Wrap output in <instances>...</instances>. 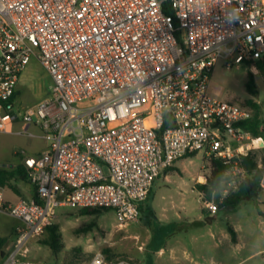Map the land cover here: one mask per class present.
I'll list each match as a JSON object with an SVG mask.
<instances>
[{
  "label": "built area",
  "instance_id": "2783aa9c",
  "mask_svg": "<svg viewBox=\"0 0 264 264\" xmlns=\"http://www.w3.org/2000/svg\"><path fill=\"white\" fill-rule=\"evenodd\" d=\"M34 58L51 77L50 94L18 108ZM221 61L252 71L264 61V0H0V132L21 120L25 135L34 127L48 142L22 158L32 199L12 201L0 185V215L22 223L0 264H53L30 259L25 246L60 208L135 222L162 172L193 154L231 166L228 178L244 172L240 159L264 140L239 129L250 108L210 94ZM85 264L136 263L97 253Z\"/></svg>",
  "mask_w": 264,
  "mask_h": 264
},
{
  "label": "rangeland",
  "instance_id": "374dc122",
  "mask_svg": "<svg viewBox=\"0 0 264 264\" xmlns=\"http://www.w3.org/2000/svg\"><path fill=\"white\" fill-rule=\"evenodd\" d=\"M249 73L255 75L257 95L246 89ZM51 84L47 70L38 59H32L18 83V108L28 109L45 100ZM209 91L218 99L239 104L254 100L264 107V72L258 68L252 71L249 65L228 68L221 61L214 70ZM24 129L23 122L17 120L8 124L7 131L0 132V169H12L22 164L23 156L38 155L47 148L48 142L37 128L30 129L34 137L25 135ZM253 156L264 169V151ZM209 160L204 152H199L164 170L142 204L139 218L124 227L118 226L113 210L82 215L80 210L60 208L55 223L61 234L58 252L42 244L47 238L45 233L26 244L28 257L53 264H85L97 253L106 262L123 258L136 264H210L212 260L223 264H264V188L235 208L212 213L196 189L210 175ZM230 177L243 181L249 174L237 171ZM15 182L29 199L33 187L21 179ZM225 188L229 194L236 190L224 184ZM6 197L18 199L8 188ZM21 225L14 217L0 215V236L7 239L5 250L13 246L14 230ZM229 227L237 232V243L233 242Z\"/></svg>",
  "mask_w": 264,
  "mask_h": 264
},
{
  "label": "trees",
  "instance_id": "16d2710c",
  "mask_svg": "<svg viewBox=\"0 0 264 264\" xmlns=\"http://www.w3.org/2000/svg\"><path fill=\"white\" fill-rule=\"evenodd\" d=\"M171 14V11H167ZM257 67L261 72H264V61L257 63ZM246 89L252 95H257V84L255 75L249 73ZM19 91L16 97L19 96ZM243 106L250 108L253 112V119L239 125V129L250 132L255 137H261L264 140V107L255 102L248 100ZM264 151V145L263 149ZM195 155V154H193ZM192 156V155H191ZM239 167L249 174L237 189L230 193L227 197H223V187L225 181L228 179V173L231 166L225 164L223 161L211 158L209 160L210 175L207 176L204 183L198 184L196 189L201 194V199L205 204L214 203L217 205L218 210L226 209L228 207H237L245 200L254 198L264 188V169L260 168L259 163L253 155L243 157L239 161ZM17 179L28 182L25 169L22 164L12 169H0V185L11 189L19 197H23L19 187L15 184ZM97 209H83L80 210L82 215H90ZM201 224L197 222V225ZM229 232L233 241L236 240V234L233 228L229 227ZM47 233V238L42 241V244L49 246L54 253H57L61 244V234L59 227L56 224L50 225L46 228L43 234ZM42 234V235H43ZM7 239H0V255H5V246Z\"/></svg>",
  "mask_w": 264,
  "mask_h": 264
},
{
  "label": "crops",
  "instance_id": "0c3cea01",
  "mask_svg": "<svg viewBox=\"0 0 264 264\" xmlns=\"http://www.w3.org/2000/svg\"><path fill=\"white\" fill-rule=\"evenodd\" d=\"M35 155V154H34ZM28 185H30L29 183H28ZM31 186V185H30ZM20 189V191H21V193L24 195L25 194V197L23 196V197H19L18 195H16L15 193V195L17 196V198L18 199H27V197H26V193H25V191H24V189L23 188H19ZM34 197V191H33V194L31 195V197L28 199V200H30V199H32ZM17 199V200H18ZM235 231V230H234ZM235 234H236V240L235 241H233L234 243H237L238 241H237V232L235 231ZM258 254V252L257 253H254L253 255H251L250 257H252V256H256ZM249 257V258H250ZM246 260V259H245ZM245 260H243V261H245ZM195 264H207V263H204V262H196ZM210 264H223V263H221V262H217V261H214V260H212L211 262H210Z\"/></svg>",
  "mask_w": 264,
  "mask_h": 264
}]
</instances>
